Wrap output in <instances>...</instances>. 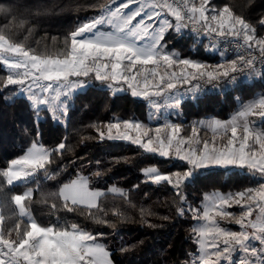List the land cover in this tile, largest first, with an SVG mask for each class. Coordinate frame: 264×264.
<instances>
[{
	"label": "trees",
	"instance_id": "obj_1",
	"mask_svg": "<svg viewBox=\"0 0 264 264\" xmlns=\"http://www.w3.org/2000/svg\"><path fill=\"white\" fill-rule=\"evenodd\" d=\"M111 1L0 0V7L11 10V15L0 12V34L36 54L55 57L68 50L70 40L66 38L70 32L97 16L101 6ZM225 5L256 26L259 37H264V28L259 27V21L264 19V0H209L207 8L212 13ZM163 42L166 50H174L182 58H197L211 65L222 64L224 68L236 58L206 49L204 41L186 30L169 29ZM10 73L0 64V170L6 169L11 160L24 154L33 143L50 151L65 142L66 148L63 155H54L47 165L52 179H46L43 170L34 180L14 186L0 177V215L4 217L1 231L5 237L17 223L22 230L27 227L29 222L19 216L11 197L31 188L33 195L24 203L40 226L64 229L78 224L96 236L113 264H193L198 253V237L193 229L201 219L205 195L213 191L246 192L258 183L254 170L247 167L192 169L186 161L149 152L140 143L106 137L105 129L112 122L149 121V105L128 91L113 93L100 86L101 81L91 73L87 77H75L88 84L69 99L64 123L54 121L46 109L34 110L25 97L18 95V85L4 87ZM224 84L218 90L185 96L169 118L180 125L183 134L191 120L210 116L226 118L238 101L264 93V71L252 74L247 82ZM148 166H155L161 173H184L192 169L193 178L180 183L183 201L168 181H146L142 170ZM80 177L87 179L90 189L106 192L99 197L98 208L72 206L68 202L70 207H75L74 211H68L59 198V189ZM110 187L119 188L126 195L108 192ZM180 207L184 208V215H178ZM238 208L234 206L230 211L237 215ZM191 209H199V213ZM197 215L199 219H193ZM94 216L107 223L95 222ZM232 216L217 221L235 230L238 225L232 222ZM16 235L15 231L11 232L13 238Z\"/></svg>",
	"mask_w": 264,
	"mask_h": 264
},
{
	"label": "snow or ice",
	"instance_id": "obj_2",
	"mask_svg": "<svg viewBox=\"0 0 264 264\" xmlns=\"http://www.w3.org/2000/svg\"><path fill=\"white\" fill-rule=\"evenodd\" d=\"M130 2V0H129ZM209 0H200L199 6H196L194 0H174V3H169L168 0L160 5L153 4L151 9L160 7L167 8L168 13L174 17L175 23L164 21L158 30H153V34H149V24H146L143 17L149 20L153 18L150 11H141L137 9L135 12L125 13L122 9L128 7V2H122L119 5L115 3L111 5L101 6V11L97 16L88 19L86 22L77 26L70 32L66 40H70V45L65 53H58L57 56H45L36 54L30 49H27L23 44L13 42L10 37L0 34V53L14 54L16 59L9 60L8 58L0 59V64L6 65L9 69H24V71L8 74L4 87L8 85H20L21 91L25 88L29 93L31 106L39 111V106L47 105L48 111L53 114L54 120H59L57 111L60 105L64 103V98L71 95L75 90L76 85L69 80V77H87L91 71H95V78L98 81L109 79L107 75H102L98 61L105 58H111L116 61L112 63L111 68L113 75L111 79H118L116 70L121 67V62L127 60L129 72L136 65L156 64L157 60L164 61L169 67L175 64L184 65L191 68L194 73L199 76H207L209 80L219 79L221 77H229L230 72L236 73L246 72L251 75L257 72V64H264V37H259L256 26L248 23L242 16L236 15L229 6L225 5L222 9L214 10L209 13L206 5ZM0 12L11 15V10L6 7H0ZM159 17L160 13H155ZM141 17L140 20H136ZM214 22L215 26H213ZM135 21V23H134ZM193 24L203 21V30L205 34L215 33L220 37H232L237 45V58L228 61L229 67L224 68V65L218 64L214 66H205L190 59H179L176 54L169 55L162 51L163 38L166 28L175 27L177 30L187 28L188 23ZM101 26H108L110 31H101ZM259 27L264 28V19L259 21ZM193 31L198 29L193 28ZM141 32L143 35H141ZM145 40L148 42L145 43ZM231 42V41H230ZM258 52L259 55L255 53ZM61 55L63 58H60ZM92 60L97 64L96 69H93L88 61ZM104 68L108 65L104 64ZM207 67H214L217 71H207ZM156 73H154L155 75ZM176 76V72H172V77ZM183 77V73H181ZM197 76L192 74V79ZM125 82L129 81L127 75L123 76ZM230 79L235 82L236 77L233 75ZM41 80L49 81L47 85H41ZM171 80V77H169ZM27 81V84H26ZM164 76L160 77V84H164ZM182 83H188L189 80L184 77ZM85 86L81 84L80 87ZM111 87V85H109ZM129 87L132 85L129 83ZM34 88H40L38 94ZM168 90L176 88L173 82H167ZM163 88L153 93L159 95L163 92ZM47 93V95H44ZM55 93V95H53ZM134 96L140 95L133 90ZM148 96L145 91L142 93ZM175 103L179 104V100L175 99ZM249 115H257L264 123V98L253 100L248 104L242 105L241 110L233 117L229 124H224L220 121H214L210 127H230L232 137L237 136L238 121L244 120L243 123V143L238 150L232 147L233 140H228L227 151L216 154V150L211 152L208 150V142H204L203 151L196 153L190 151L188 156H181V159H187L192 169L206 166V164H216L221 166L238 165L239 167H248L255 171L264 174V130L256 134L255 140L259 145L260 151L255 150L245 151L248 141L252 136V130L246 118ZM125 128L141 129L143 126L139 123L133 125L128 121H124ZM109 132L113 128L119 129V124H108ZM172 134L168 137V147L165 146L164 140H160V154L168 156L172 140L180 131L179 126L171 125ZM252 127H255L253 124ZM159 133L160 129L156 130ZM195 131V128L193 129ZM103 135V134H101ZM148 136V132L143 133ZM109 138H112L111 136ZM128 139L127 136L123 137ZM134 143H141V146L149 151L156 152L158 149L153 146L152 138H148L146 142L139 139L134 140ZM66 148V143L61 142L55 149L46 150L42 146H37L35 143L22 157L13 159L9 162L6 169L0 170V177L6 179L9 186H14L16 182H30L35 179L40 170L45 173L46 179L53 177L48 175L47 165L52 162L54 155H63V150ZM179 148L177 152L179 153ZM190 169L183 174L176 173L177 182L174 187L177 189V195L181 197L179 192L181 181L193 178L194 172ZM145 175L151 176L154 182L162 180L172 183L167 175H161L154 168L144 170ZM99 175V173H97ZM109 191H119L121 195H126L122 190L111 188ZM34 189L28 188L23 194H14L11 197V202L19 209L20 217L29 216L25 201L31 199ZM247 193V194H246ZM245 192L238 193L241 200L252 201L261 209L260 215L255 220L249 219L252 215V208L249 206L247 211H243L239 219H235V223L240 226L241 231H229L219 226L201 225L194 228L193 232L197 235V243L201 245V251L198 258L193 264H222L226 259L232 257L234 253H243L239 264H264V184L259 189H248ZM59 198L65 202V207L68 211H74L72 206L85 205L88 209L98 208L97 198L103 193L90 190L87 179L73 180L68 184H64L59 189ZM211 203L208 209L204 212V218L207 219L210 211L216 206L219 201L220 205L228 204L230 197L214 194L211 197H206ZM241 200H235V203L241 204ZM55 207V205H54ZM195 213H199V209H191ZM183 207L178 208V215H184ZM221 216H231V213L219 212ZM97 223H107L99 217H92ZM4 217L0 215V221ZM193 219H199V216H194ZM252 229L249 232L247 229ZM17 233L16 237L11 236V232ZM212 236V242L206 243L204 237ZM216 237L222 239L217 241ZM254 241L259 242V246L254 244ZM124 249H122L123 251ZM109 252L103 245L97 242L94 234L89 233L80 228L76 223L64 229L54 228L52 226H40L35 221H30L25 229H21L19 223L14 228L9 229V236L5 238L0 231V264H112L108 258Z\"/></svg>",
	"mask_w": 264,
	"mask_h": 264
},
{
	"label": "rangeland",
	"instance_id": "obj_3",
	"mask_svg": "<svg viewBox=\"0 0 264 264\" xmlns=\"http://www.w3.org/2000/svg\"><path fill=\"white\" fill-rule=\"evenodd\" d=\"M122 2H128V7L126 9H122V11L125 13L135 12L137 9H141L142 12L143 11H150V14L153 16V18L151 20H149L147 17H143L145 23L150 25V27H149V34L150 35L153 34L154 29L158 30L164 21H171L173 24L175 23L174 17H172L168 13L167 8L161 9L160 7H156L155 9H151V6L153 4H156V5L161 4L158 0H130V2H129V0H113L107 5H111L113 3H115L116 5H119ZM194 2L196 4V6H199L200 0H194ZM206 7H207V5H206ZM156 12L160 13L159 17H156V15H155ZM140 19H141V17L136 18L137 21ZM200 22L204 23L203 21H200ZM134 23H135V21H134ZM171 29L173 31H176V32L184 30L183 28L177 30L175 27H173ZM100 30L103 32V31H110L111 29L108 26H101ZM168 30L169 29L166 28L165 33ZM165 33H164V36H165ZM141 35H143L142 32H141ZM195 38L204 41L203 39H200L196 36H195ZM147 42L148 41L145 40V43H147ZM204 43H205L204 47L206 49L209 48L208 50H210V51L218 52L217 49L213 45H211L205 41H204ZM162 51L166 54H169V55L176 54L177 58H179V59H190L192 61H196V62H199L201 64H204L205 66H214V65L206 63V62H204L200 59H197V58H182L174 50H172V51L166 50L164 42H163ZM5 57L8 58L9 60L16 59L14 54L0 53V59H3ZM112 63H116V61L111 59V58H105V59H101L98 61V64L100 65L101 74L107 75L109 77V79H107L106 82L101 81L99 83V85L105 86L106 88H108L113 93L128 91L132 96H134L132 94L133 90L137 91L138 93H141L140 95H136L134 97L144 99L147 102V104L149 105L150 120L145 122V123L135 122V121L130 122L133 125L139 123L140 125L143 126L141 129H136L134 127L133 128H125L123 122L115 121V122H112L111 124H119L120 125L119 129L113 128L111 130V133H110L108 127H106L104 135L106 137L111 136L112 138L120 139V140L121 139L122 140H130L131 142H133L134 140H137V139H139L142 142H146L147 139L150 137L153 140V146L158 149V151H156L154 153L162 156L160 154V150H159L160 149V140L161 139L164 140L165 146L168 147V143H167L168 137L172 134V129L170 126L171 125H177L173 120H171L169 118V115H171L175 111V109H177L179 107V104L175 103V99H178L179 103H180L182 101V99L185 98V96H187V95L189 96V94H191L192 96H196L200 92L208 91V90L202 88V86L200 85L199 74L194 73V71L191 68H187L184 65L175 64V65H172L171 67H169L164 61L157 60L156 64H149V65H139L138 64L132 69L131 72H129L127 70L128 66H129V62L127 60H124L121 62V67L118 68L116 70V73H115L117 75L118 79L116 81H113L111 79V76L113 75L112 68H111ZM88 64L93 69H96V67H97V64L93 63L91 59L88 61ZM104 64H107L108 67L104 68L103 67ZM4 66L11 72V74H15L16 72L22 73L24 71V69H9L6 65H4ZM227 67H228V64L225 66V69H227ZM206 70L207 71H213V72L217 71V69H215L214 67H207ZM172 72H176L175 77H172ZM90 73L95 76V71H91ZM154 73H156V74L154 75ZM181 73H183V77L181 76ZM192 74H195L197 76V78L192 79ZM125 75H127L130 78L128 82H125V80L123 79V76H125ZM161 76H164V78H165V80H167V82L175 83L176 88L168 90L166 88V85H165L164 87H162L164 89L163 92H161L159 95H153V93L159 91V88H161V84H160V77ZM169 77H171V80H169ZM184 77H186L189 80L188 83H182L181 82V79H183ZM69 80L72 81L76 85V88L74 91L71 92L70 96H68L67 98H64V103L62 105H60V108L57 111V115L60 117L59 120L53 119V114L50 111H48L47 105L39 106V109H41V108L46 109L48 112V115L54 121H58V122H62V123H64L66 121L67 103H68L69 99H71V97L73 96V94L75 92H77L79 90H83L84 87L88 84L87 81L80 80V79L75 78V77H69ZM243 81L244 82L250 81V77L248 79H244ZM40 83H41V85H47L50 82L41 80ZM89 83H92V82H89ZM129 83L132 85L131 88L129 87ZM224 83L230 84V86H233L234 83H236V82H232V83H228V82H222L221 83L220 82L215 90H218L220 85L224 84ZM26 84H27V81H26ZM81 84H84L85 86L80 87ZM109 85H111V87H109ZM33 90L36 91L38 94L41 91L40 88H34ZM145 91H147L149 93V95L147 97L142 94ZM18 95L25 97L27 99L29 105L31 106V102L28 98L29 93H28L26 88L24 91H21V86L18 85ZM44 95H47V93H45ZM53 95H55V93H53ZM260 98H264V93L258 92L255 94V96L253 98H251L247 101H244V102L238 101V103H237L238 105L235 107V109L226 118H219V117H211L210 116V117L191 120L188 123L189 125H187V127H189V128H188L186 134H183L181 131L180 125H177V126H179L180 131L175 135V137L172 140V144H171L170 148H168L169 155L164 156V157H170L173 159H180L182 161H186L189 164L187 159H181L180 157L181 156H188L190 151H194L196 153L203 151L205 141L208 142L209 152H211L213 149H215L217 155H219L220 152L227 151L229 139L233 140L232 147L234 149L238 150L241 143H243L242 138L244 135V133H243L244 120L238 121L239 126H238V131H237L236 137H232L230 127L213 128V127H210V124L214 121H220L224 124H229V122L232 121L233 117L236 116V114L241 110L242 105L248 104L249 102H251L253 100H259ZM236 99L239 100L238 98H236ZM246 120L249 123V126H250L253 134L248 141V145L246 146L245 151L255 150V151L259 152L260 148H259V145L256 143L255 136H256V134H259L262 130H264L262 123H261V119L257 115H249L246 118ZM253 124L255 125V127H252ZM194 128H195V131H193ZM157 129H160L159 133H157V131H156ZM185 129H186V127H185ZM144 132H148V136H144L143 135ZM124 136H127L128 139H124L123 138ZM33 144L29 148L26 149L24 154L26 152H28L29 149H31L33 147ZM35 144L37 146H42L41 144H38V143H35ZM42 147L44 149H46L44 146H42ZM178 148L180 150L179 153L177 152ZM24 154H22L20 157H22ZM20 157H18V158H20ZM190 166L192 167V165H190ZM232 166H238V165L221 166V165L208 163V164H206V166H203V168L232 167ZM149 168H154L157 170V168L155 166L145 167L142 170L143 175H144V179L148 182H151V183H158V182H154L152 180L151 176L145 175L144 170L149 169ZM157 172L161 175L169 176L171 181H172L171 184H173V185L176 184L177 176L174 174L179 173V172L161 173L158 170H157ZM253 173H254L253 175L255 177H257L258 183L256 184V186L251 187V189L256 190V189H259L262 184H264V174H262L258 171H255V170ZM180 174H183V173H180ZM4 180L6 182V179H4ZM162 181H166V180H162ZM162 181H160V182H162ZM16 183H21V182H16ZM16 183H14V184H16ZM111 188H113V187H111ZM111 188H109V189H111ZM108 192H111V191H108ZM214 194H218V195L224 196V197H230L229 202H228V204H224L221 207L220 202L217 201L216 206L210 211L208 218L205 219L204 218V212L208 209V206L211 203V201L206 199V197H211ZM237 194L238 193H236V192H230V191L225 192V193L220 192V191H213V192L207 193L205 195V198H204V201L202 204L203 209H202L201 219L195 225L196 226L195 228H198L201 225H206L209 227L219 226V227L224 228V229L229 230V231H241L242 229L240 228L239 225H238L237 229L234 230V229H229L228 227L220 225L217 221L218 218H220V219L230 218V216L219 215V212L223 211V212H227V213H232L230 211V209L234 206H237V208H238V206H240V208H238V211L236 212L237 215L232 213L233 216L231 218L234 217L235 219H239L241 217L242 212L247 211V208L249 206H251L252 215L249 217V219L255 220L256 217L260 215L261 209L256 205V203H253L252 201H247L246 198L241 200V197L238 196ZM235 200H241V204L235 203ZM16 209H17V212L19 214V209L17 207H16ZM28 212H29V216L22 217V218H24L28 222L35 221L31 212L30 211H28ZM235 219H232V222L235 223ZM45 227H48V226H45ZM247 230L249 232L252 231V229H250V228ZM0 231H1V221H0ZM5 238H7V237H5ZM203 239L206 243L212 242V236L211 235H206ZM221 239H222L221 237H216L217 241H219ZM254 244L256 246H259L258 241H254ZM200 251H201V245L198 243V253L193 257V262L200 255ZM242 256H243V253H234L232 255V257L224 260L222 262V264H239V261H240ZM108 258L110 259V257H108ZM112 264H113V262H112Z\"/></svg>",
	"mask_w": 264,
	"mask_h": 264
},
{
	"label": "built area",
	"instance_id": "obj_4",
	"mask_svg": "<svg viewBox=\"0 0 264 264\" xmlns=\"http://www.w3.org/2000/svg\"><path fill=\"white\" fill-rule=\"evenodd\" d=\"M161 3L164 2V0H160ZM169 3H174V0H168ZM186 23H188V27L187 28H183L184 30L188 31L189 33L193 34L194 36L203 39L205 42L213 45L218 52L223 53L225 55H233L237 58L238 55V49H237V45L235 40L232 37H220L218 35H216L215 33H208L205 34L204 30H203V24L202 22L193 24L192 22L189 21H185ZM193 28L198 29V31H193ZM231 41V42H230ZM256 55H259L258 52L255 53ZM235 58V59H236ZM264 71V64H257V73H261ZM235 76L236 77V81L238 80H244V79H248L251 75L246 74V72H239L237 71L236 73H231L229 77H221L219 79H213V80H209L207 76H203V77H199V82L200 85L202 86V88L209 90V91H213L216 89V87L218 86V84L221 82H228V83H232L233 81L230 79L231 76ZM167 83V80H165L164 84H161V88L164 87Z\"/></svg>",
	"mask_w": 264,
	"mask_h": 264
},
{
	"label": "crops",
	"instance_id": "obj_5",
	"mask_svg": "<svg viewBox=\"0 0 264 264\" xmlns=\"http://www.w3.org/2000/svg\"><path fill=\"white\" fill-rule=\"evenodd\" d=\"M158 1L161 3L160 0H158ZM209 22H210V23H213V26L215 25L214 22H211V21H210V19H209ZM77 179H86V178H84V177H80V178H75V179H73V180H77ZM73 180H72V181H73ZM70 182H71V181H70ZM70 182H69V183H70ZM66 184H68V183H66ZM63 185H64V184H63ZM63 185H62V186H63ZM62 186H61V187H62ZM61 187H60V188H61ZM110 188H111V187H110ZM114 188H116V187H114ZM116 189H119V188H116ZM90 190L98 191V192H101V193H105V191H106V190H100V189H90ZM119 190H121V189H119ZM108 191H109V189H108ZM111 192H112V193H118V194H120L119 191H111ZM98 199H99V197L97 198V202H98ZM82 206H85V205H82Z\"/></svg>",
	"mask_w": 264,
	"mask_h": 264
}]
</instances>
